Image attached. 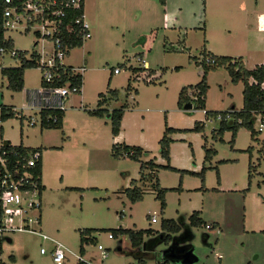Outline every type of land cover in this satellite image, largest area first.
I'll return each instance as SVG.
<instances>
[{
    "label": "rangeland",
    "instance_id": "1",
    "mask_svg": "<svg viewBox=\"0 0 264 264\" xmlns=\"http://www.w3.org/2000/svg\"><path fill=\"white\" fill-rule=\"evenodd\" d=\"M169 1V11L177 18L173 29L163 28L161 0H84L83 16L91 37L85 38L81 46L69 49L65 62L80 64L85 58L87 69L82 74L81 93L68 94L61 126L41 127L36 109L27 107L28 94L40 87L42 68H25L23 89L13 91L0 67V104L14 106L37 119L34 124L29 123L30 117L19 118L17 112L4 120L0 118V145L8 140L11 144L42 149L45 189L38 197L41 207L25 215L32 220L31 226L40 227L65 244L68 250L62 264H77L81 245L85 249L82 259L92 264H157L165 260V264H264V153L260 144L251 139L245 127L239 129L231 144V132L217 133L219 121L206 119L198 102L190 109L184 107L187 102L178 105V100L185 99L202 80L203 64L199 61L209 50L244 58L253 49L254 55L246 59L248 68L264 58V0ZM203 2L206 10L202 18L198 14ZM176 7H181V12ZM248 13L253 18H248ZM250 19L251 25L247 22ZM179 20L199 27L205 20L207 42L197 31L190 32L186 44L182 42L185 35L184 31L179 34ZM7 35L18 49H39L33 44V28L28 32L23 28L10 30ZM142 58L153 72L137 68L139 73H132L130 65H143ZM3 62L5 67L20 65L19 60L8 56ZM115 67L120 68L119 73L112 72ZM205 80L207 109L241 107L242 83L235 85L224 66L210 68ZM110 89L117 90V94L112 96ZM101 93L107 98L101 108L111 110L127 104L121 122L123 136L118 140L112 136L109 115L100 117L89 111L100 108ZM165 117L168 126L177 128L193 127L195 120L205 124L202 132L183 130L171 135L175 139L170 151L177 158L170 164L194 173L158 169L160 184L173 188L167 191L166 206L161 210L149 180L138 182L143 198L136 202L130 200L125 188L131 178L139 179L141 161L166 163L160 156L158 142L163 136ZM259 124L257 115L254 128L258 129ZM258 136L264 137V126ZM123 141L143 147L139 160L113 154L114 144ZM203 146L216 150L211 164L218 166L219 178L224 184L239 186V190H216V169L200 174ZM249 146H255L250 159L251 176L249 153L245 150ZM62 175L64 178L60 179ZM196 210H200L202 222L194 225L190 215ZM39 213L37 224L34 219ZM153 213L157 221L150 222ZM164 218L174 219L179 230H163ZM214 222L219 225L212 227ZM121 227L153 231L135 247L128 233L114 231ZM83 229L91 230L81 233ZM109 233L113 236L109 237ZM167 233L172 236L169 243L164 239ZM98 244L107 252L104 259ZM175 245L180 252H175ZM41 246L45 253L40 252ZM189 257L193 260L189 261ZM0 264L56 263L51 257V241L32 232L14 231L0 234Z\"/></svg>",
    "mask_w": 264,
    "mask_h": 264
},
{
    "label": "trees",
    "instance_id": "2",
    "mask_svg": "<svg viewBox=\"0 0 264 264\" xmlns=\"http://www.w3.org/2000/svg\"><path fill=\"white\" fill-rule=\"evenodd\" d=\"M84 0L81 1V4L79 7L76 8H68L66 12V17L63 19V26H66L67 24H71L70 20L75 17H83L84 13ZM162 4H164L165 0H161ZM1 12H2V0H0V45H3L5 47H12L13 41L11 39H4L3 38V28L1 26ZM74 28L71 33H67V31H64L61 34L63 39L68 45V49H71L72 47L81 46L83 43V39L81 37V26L78 24H73ZM184 42V41H182ZM21 60L20 65L18 66H8V67H2L1 68V74L4 76L7 80V86L13 90V91H20L23 89L24 80H23V74L24 70L27 67L35 68V62L33 57L35 56V52L32 51V58H24V54L27 53V50H21ZM202 65V80L196 84L195 88L191 89V94H186V98L179 99L178 105H181L183 102H190L192 105H194V102H198L199 105H201V109L205 110L204 116L206 119H216L217 115L221 114V118L218 119L219 126L215 131L219 134H223L225 130L231 131V139L229 142H233V139L238 131L239 128L245 127L250 131V136L254 141L261 142V149L260 151L264 153V137L262 139H259V131H257L254 126V118L256 115H260V118L262 121H264V65H257L256 67L252 69H247L243 65L240 57H230L225 55H213L212 53L208 52L205 53V55L202 57L201 61H199ZM217 65L224 66L229 74L231 81L233 83H236L238 81H241L243 83V90H242V97H243V104L240 109L234 108V106H231L228 109L225 110H213V109H207L204 106L206 92L208 89V85L206 83L205 77L207 74V71L210 68H214ZM138 67H133L134 72ZM149 71V69H145ZM62 75L59 81L55 80L52 85H62L65 82L69 81L71 85H76L78 87L82 86V74L80 73H74L71 71L69 66H66L64 72L61 71ZM110 94L113 96L117 94V90L110 89ZM101 99L98 100V107L101 105L107 104V98L104 96L103 93L100 94ZM111 98V96H109ZM127 104L124 103L120 105L119 107L113 108L109 110L108 108H97V109H91L89 110L90 113L95 114L97 116L102 117L104 113H107L111 120V131L112 135L115 136L119 133L120 130V124L121 119L124 113L125 108ZM196 108V107H195ZM65 110H59V109H42L41 110V127H56L62 125V120L64 117ZM16 111L14 109V106H6L3 104H0V118L6 119L12 115H15ZM22 118V117H19ZM204 124L205 122L203 120H196L194 123V126L192 128H186V129H179L174 128L170 126H166L163 132V136L159 139V153L162 158L165 159V164H158L155 163L152 159L141 161L140 167L138 169L139 173V179L140 180H149L151 182V186L153 190H155V198L159 200L160 208L161 210L165 209L166 201H165V193L166 191L173 189V188H166L161 187L158 179H157V170L159 168H168L171 170H177L180 172H191L186 169H177L170 165V151H169V144L171 142V138L168 137V134L173 131H179V130H193V131H203L204 130ZM214 131V130H213ZM214 134V133H213ZM220 140L222 139V136L220 137ZM0 148L5 150L7 153L8 158L10 159V163L15 160L19 159L20 162L24 161V158L29 155L30 152L34 150H39L42 152V149L40 147H28L20 144H11L8 140H4ZM251 146H249L246 151L249 153L251 152ZM143 152V148L139 145H128L125 143H116L114 144V155H126L132 159L139 160L140 155ZM215 153V150L212 148H206L205 155H204V161L208 162L212 155ZM249 167L251 169L252 165L249 163ZM210 166L203 164L200 174L203 175L207 169H209ZM33 172L38 174L39 181L41 183V153L36 161V165L33 167ZM217 178H218V172H217ZM135 179H131L130 186L125 188V192L130 198L131 201H138L143 198L142 190L139 186L134 185ZM76 188V187H74ZM43 185L40 184V193H42ZM199 211H193V213L190 215V222L194 225L200 224L202 222V219L199 217L198 214ZM161 227L163 230H167L169 232H175L179 230V225L174 219L172 218H164L161 223ZM210 227V226H209ZM91 229H83L81 230V233H84L85 231L90 232ZM115 232H126L129 235V238L131 239L132 245L135 247H138L143 242L142 235L146 232H150V229H143L138 230L137 232L132 231L131 229H125V228H117L114 229ZM113 235V234H112ZM85 238L82 237V241ZM172 240V236L170 233H167L165 236V242H169ZM191 246H187L189 248ZM84 248L83 245L80 247V252L83 253ZM166 261L158 262L157 264H165ZM77 264H90L88 262H85L83 260H79Z\"/></svg>",
    "mask_w": 264,
    "mask_h": 264
},
{
    "label": "built area",
    "instance_id": "3",
    "mask_svg": "<svg viewBox=\"0 0 264 264\" xmlns=\"http://www.w3.org/2000/svg\"><path fill=\"white\" fill-rule=\"evenodd\" d=\"M82 0H2L1 26L3 28V38L11 39L7 32L10 30H19L23 28L28 32L33 28L36 36L33 44L39 46V49L32 48L30 52L24 54V58L33 57L36 67L42 68L43 74L40 80V87L28 94L27 106L29 109H36L38 120L41 123L42 109L65 110V102L69 93H81V87L71 85L69 81L62 85H52V83L61 78V71L64 72L66 66H69L74 73L83 74L86 69V63L78 65L68 64L65 58L68 55V45L61 36L64 31L71 33L73 24L81 26V37H91L88 23L84 18L75 17L70 20L71 24L63 26V19L66 17L68 8L79 7ZM12 40V39H11ZM13 41V40H12ZM48 45H51L50 49ZM22 51L14 46L5 47L0 45V67H5L3 59L8 56L11 59L20 60ZM120 71L119 67L113 68L114 73ZM19 117H30L29 123L34 124L36 118L26 116L14 107ZM203 113L205 110H203ZM257 116V115H256ZM257 131H261L264 121L261 120ZM217 120L221 118L218 114ZM39 150H34L24 158L23 162L15 159L10 163L5 150L0 148V234L14 231H28L35 233L43 240L51 241V257L56 264H62L66 257L68 248L64 243L52 236L42 232L41 228L31 226L32 220L25 214L29 210L40 209V181L38 174L33 172V167L40 156ZM155 214H152L151 221H155ZM34 222L40 223V213L35 217ZM209 227V225H206ZM109 237L113 235L108 234ZM100 256L104 259L107 256L106 250L98 244ZM40 252L45 253L44 246L40 247ZM79 260H83L81 255H77ZM85 261V260H83ZM87 262V261H85ZM90 263V262H88ZM91 264V263H90Z\"/></svg>",
    "mask_w": 264,
    "mask_h": 264
},
{
    "label": "crops",
    "instance_id": "4",
    "mask_svg": "<svg viewBox=\"0 0 264 264\" xmlns=\"http://www.w3.org/2000/svg\"><path fill=\"white\" fill-rule=\"evenodd\" d=\"M83 3H84V11H85V2L83 1ZM169 3H170V1L169 0H165V2H164V13H163V28H169V29H173V28H176V25H175V21L177 20V18H175V17H173L172 16V14H171V12L169 11L170 9H171V6L169 5ZM200 6H202V5H200ZM176 8H178V7H176ZM178 10L181 12V7H179L178 8ZM205 10H206V5L204 4V2H203V8H202V11L198 14V17L199 16H202V18L205 16ZM179 14V13H178ZM247 17L248 18H250V17H252L253 18V14H250L249 15V13L247 14ZM83 18H84V16H83ZM85 20V19H84ZM252 20L253 19H250V20H248L247 22H248V24L249 25H251V23H252ZM179 27H177L178 29H180V31H179V34L180 33H183V31H184V35H185V37H183V41H184V43H185V41H188V38H189V34H191V33H193L194 31H197V32H201L202 33V36H203V39L207 42V40H206V38H205V33H206V26H205V20H203V26H201V27H199V26H196L194 23L193 24H188V25H185L184 23H186L185 21H182V20H179ZM185 28L186 29V31L185 30H183V29H181V28ZM199 27V28H198ZM191 32V33H190ZM141 42H142V44L144 45V43L146 42V39L143 37V38H141ZM186 44V43H185ZM212 44V43H211ZM189 47V46H188ZM210 51V53H212L213 55H225V56H230V57H235V58H237V57H240V59H241V61H242V63H243V65L245 66V68H247V69H252V68H254V67H256L257 65H264V58L261 60V61H259V63H256L253 67H251V68H248V67H246V59H248V57H251V56H253L254 54V52H253V49H251V50H249V52H248V54L243 58L242 57V55H226V54H219V53H215V52H213L212 50H209ZM69 53V52H68ZM142 54V53H141ZM245 59V60H244ZM142 60V64L143 65H141V66H139L138 68H141V69H139L138 71H140V70H143V71H141V72H144L145 71V69H149V71H151V72H153V69H151L150 68V66L148 65V63H147V61L146 60H144L143 58L141 59ZM83 62H85L86 64H87V60L84 58L83 59V61H81L80 62V64L81 63H83ZM70 63H72L73 65H78V63H76V62H70ZM133 65H130V69L132 70V73L134 72V69H133ZM137 67V66H136ZM86 69H87V65H86ZM85 69V70H86ZM84 70V71H85ZM138 71H136L135 70V72H136V74L137 73H139ZM112 72H113V69H112ZM120 72V71H119ZM118 72V73H119ZM134 72V73H135ZM83 76V75H82ZM239 82H241V81H238V82H236V83H234L235 85H238L239 84ZM242 83V82H241ZM208 85V84H207ZM263 88H264V84H263ZM208 90V89H207ZM242 90H243V83H242V89H241V94H242ZM207 93V92H206ZM230 93V92H229ZM205 99H206V97H205ZM242 104H243V97H242ZM242 104H241V107H242ZM231 106H233V105H231ZM206 107V106H205ZM240 107V108H241ZM239 108V109H240ZM125 110H126V108H125ZM125 110H124V113H125ZM124 113H123V115H124ZM65 115V114H64ZM122 118H123V116H122ZM63 119H64V117H63ZM63 121V120H62ZM196 121V120H195ZM121 122H122V119H121ZM166 126H168V124H167V121H166V117H165V127ZM194 126V125H193ZM170 127H172V126H170ZM174 128H177V127H174ZM190 128H192V127H190ZM242 128H244V127H242ZM165 129V128H164ZM179 129H186V128H179ZM240 129V128H239ZM239 129H238V131H239ZM183 130H179V131H173V132H170L169 134H168V137H170L171 138V142L175 139L174 137H172L171 135L173 134V135H176L177 134V132L178 133H180V132H182ZM225 131H230V130H225ZM224 131V132H225ZM237 131V132H238ZM164 132V131H163ZM197 132H202V131H197ZM224 132H223V134H224ZM231 132V131H230ZM222 134V135H223ZM237 134V133H236ZM249 135H250V132H249ZM113 136V135H112ZM123 136V132H122V124H120V130H119V133L117 134V135H115V136H113V138L115 139V140H118L119 138H121ZM236 136V135H235ZM259 139H262L263 137H258ZM160 139V138H159ZM234 139H235V137H234ZM234 139H233V142H234ZM252 139V138H251ZM159 141V140H158ZM170 142V143H171ZM232 142V143H233ZM255 142H257V141H255ZM116 143H120V142H116ZM121 143H125V144H128V143H126V142H121ZM231 143V144H232ZM257 143H259L260 144V146H261V142H257ZM128 145H131V144H128ZM188 146L189 147H192L191 146V144L189 143L188 144ZM142 147V146H141ZM203 147H205V146H203ZM252 148H251V152L249 153L248 151V155H249V163H250V159H252V153H253V149L255 148V146H251ZM57 148H60V147H57ZM143 148V147H142ZM206 148H212V147H205V150H206ZM261 148V147H260ZM170 149H171V147H170V144H169V151H170ZM213 150H215L214 148H212ZM43 154V153H42ZM216 154V150H215V153L212 155V157H211V159L208 161V165L210 166V168L209 169H216V174H217V172H218V178H217V181H218V187L216 188V190H220V191H222V190H225V191H237V190H239V186H237V185H231L230 183H226V184H224V181H223V178H219V170H218V166L217 165H212L211 164V160H212V158H213V156ZM204 155H205V153H204ZM204 155H203V160H202V163H201V168H202V166H203V164L204 163H206L205 161H204ZM161 156V155H160ZM162 158V157H161ZM177 158V155L176 154H173L171 151H170V163H173L174 161H175V159ZM162 159H164V158H162ZM149 160V159H148ZM153 160V159H152ZM165 160V159H164ZM154 161V160H153ZM222 162H227L228 160H221ZM220 161V162H221ZM155 162V161H154ZM155 163H157V162H155ZM158 164H165V163H158ZM171 165V164H170ZM42 166H43V164H42V160H41V183H42V185H43V189H45V184H44V182H43V179H42ZM172 166V165H171ZM250 166V165H249ZM173 167H175V166H173ZM175 168H177V167H175ZM178 169V168H177ZM251 169H252V167H251ZM251 169H250V167H248V172H249V176H251L250 175V173H251ZM187 170V169H186ZM157 172H158V170H157ZM157 176V179H158V182H159V178H158V174L156 175ZM64 178V176L62 175V178H60V179H63ZM131 179H133V178H131ZM131 179L129 180V185L128 186H130V181H131ZM135 179V182H134V185L135 186H138V182H142V183H144L145 181H146V179H144V180H140V179H136V178H134ZM151 183V182H150ZM248 183V182H247ZM159 184H160V182H159ZM160 186L161 187H166V186H162L161 184H160ZM76 188H77V186H76ZM80 188V187H79ZM166 188H172V187H166ZM183 187L181 186L179 189L181 190ZM200 187H195L194 189H199ZM166 193H167V191H166ZM166 193H165V195H166ZM196 211H199L200 212V210H196ZM155 214V213H154ZM152 217V216H151ZM156 217V216H155ZM155 221H157V219H155ZM155 221H151V218H150V222H155ZM207 225V224H206ZM215 225L217 226V225H219L218 224V222H214L213 223V225H211L212 227H215ZM210 226V227H211ZM121 228H123V227H121ZM125 229H129V228H125ZM143 229H147V228H141V229H137V230H132V231H134V232H137L138 230H143ZM150 229V232H146V233H144L143 235H142V238L144 239V236L145 235H149L150 233H152V231H153V229L152 228H149ZM258 229H260V227H258ZM165 239V238H164ZM171 241V240H170ZM169 241V242H170ZM168 242V243H169ZM167 243V242H166ZM176 246V245H175ZM173 247V246H172ZM190 248L191 247H189V248H187L188 249V253H190ZM175 249V252L176 253H178V252H180L179 250H178V248H177V246L174 248ZM138 252H140L139 250H137V254H138ZM83 253H85V249H84V251H83ZM81 254V256L82 255H84V254ZM215 254H217L218 255V258L219 259H221L222 258V255L221 254H219V253H215ZM189 261L191 260H193V258H190L189 257V259H188ZM165 261H167V260H165ZM162 262V261H161ZM92 264V263H91ZM219 264H229V263H219Z\"/></svg>",
    "mask_w": 264,
    "mask_h": 264
},
{
    "label": "water",
    "instance_id": "5",
    "mask_svg": "<svg viewBox=\"0 0 264 264\" xmlns=\"http://www.w3.org/2000/svg\"><path fill=\"white\" fill-rule=\"evenodd\" d=\"M184 107H185L186 109H190V108H192V103L188 102V103H186V104L184 105Z\"/></svg>",
    "mask_w": 264,
    "mask_h": 264
}]
</instances>
